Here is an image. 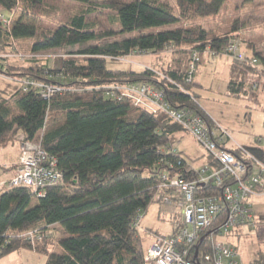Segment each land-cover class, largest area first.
<instances>
[{
    "label": "trees",
    "instance_id": "1",
    "mask_svg": "<svg viewBox=\"0 0 264 264\" xmlns=\"http://www.w3.org/2000/svg\"><path fill=\"white\" fill-rule=\"evenodd\" d=\"M71 1L82 7L47 31L39 28L43 18H50L45 0H0V56L19 53L18 41L27 39L33 40L32 54L80 47L21 67L0 59V76L23 84L11 95L0 93V148L39 141L56 158L64 177L42 196L24 186L1 189L0 259L28 250L45 256V264H152L146 261L148 248L136 220L154 203L174 199L172 191L160 187L161 175L169 170L167 161L175 163L172 176L187 180L196 179L197 161L163 152L174 148L177 135L184 133L181 127L164 112L153 114L115 96L114 88L149 84L163 93L169 106L193 111L215 127L198 103L199 70L213 61L209 54L221 53L237 41L247 59L233 62L226 94L257 99L264 93V41L258 49L255 42L239 39L249 26L243 18H235L225 34L197 23L219 14L227 0ZM100 9L115 14L117 28L98 30L88 22V16ZM177 24L175 29L124 38ZM133 54L158 60L140 72L110 68ZM28 80L39 87L25 91ZM40 85L63 91L45 97ZM226 149L241 158L238 149ZM251 152L264 160V153ZM223 221L224 215L193 247L197 264H204L202 256L213 254L211 236L219 233ZM58 226L67 234L60 240ZM183 228L184 222L174 231ZM248 264H264V252Z\"/></svg>",
    "mask_w": 264,
    "mask_h": 264
},
{
    "label": "built area",
    "instance_id": "2",
    "mask_svg": "<svg viewBox=\"0 0 264 264\" xmlns=\"http://www.w3.org/2000/svg\"><path fill=\"white\" fill-rule=\"evenodd\" d=\"M208 56L212 60L230 56L237 62L247 59L242 46L234 40L221 53H211ZM252 64H257V60L253 59ZM194 69V64H191V71ZM24 86L25 91L30 86L39 87L29 80ZM40 87L44 89L45 97L63 91L56 86ZM114 89L115 96L129 100L135 107L153 114L166 113L185 134L203 146L211 158L209 164L196 169L197 177L194 180L172 176L175 163L166 162L169 170L161 175L160 187L172 191L174 199L166 198L164 203L172 205L177 201L182 210L184 228L171 236H157L148 248L146 261L152 264H197L192 258L193 247L200 243L203 234L211 229L214 222L224 215V221L218 228L219 233L211 236L213 254L202 256V262L246 264L240 258L237 246L223 240V237L240 227L256 228L253 199L264 196V160L244 147L236 148L241 155L238 158L223 147L225 138L230 139V136L220 123L213 121L215 127H210L199 114L169 106L163 93L149 84L132 83ZM258 141L261 142L262 139ZM163 152L169 155L177 153L172 147L165 148ZM19 153V162L13 176L8 182L1 184V188L24 186L42 196L47 188L63 183L64 177L57 170L56 158L43 150L39 141H21ZM180 164L179 162L178 165ZM206 187L210 188L205 190ZM206 191L210 194H206ZM140 221L141 216L136 220V227Z\"/></svg>",
    "mask_w": 264,
    "mask_h": 264
},
{
    "label": "rangeland",
    "instance_id": "3",
    "mask_svg": "<svg viewBox=\"0 0 264 264\" xmlns=\"http://www.w3.org/2000/svg\"><path fill=\"white\" fill-rule=\"evenodd\" d=\"M114 1L130 2L131 0H107V3ZM211 1V0H208ZM50 11L47 16L50 18H43L39 22V28L44 30H54L58 24L66 22L71 11L74 9H80L82 6L78 3L72 2L71 0H45ZM5 16L9 18V14L5 13ZM235 18H243L247 21L249 26L240 32V40H246L255 42L258 49H260L261 43L264 41V0H227L224 7L219 14L197 21L199 25H202L206 30H212L218 34L228 33L231 29ZM88 22L95 25L98 30L115 29L117 23L115 20V14L111 11L100 9L88 16ZM179 24L173 26H164L155 29L141 30L132 34L126 35L124 38L139 37L142 35L152 34L159 31L170 30L178 28ZM121 39H123L121 37ZM119 40V39H117ZM33 40H19L18 49L19 53L10 54L6 53L4 56H0V59H6V63L15 67L26 66L34 60H53L54 57L62 56L66 52H77L80 47L71 48L68 50H51L40 54H32L31 46ZM10 52V51H9ZM218 59H227L234 62V57L223 56ZM218 59H214L218 60ZM158 59L153 55L144 54H133L126 58L125 62H119L111 65V69L129 70L132 69L135 72H140L145 67H149L150 64L156 62ZM214 63V62H213ZM202 68V67H201ZM215 65L209 64L207 67H203L199 70L202 74V82L206 88H212L220 93L225 92L227 81L225 85H221V81H225V72L219 70V75L215 73ZM201 71V72H200ZM23 84L19 80L15 79H0V91L11 95L20 88ZM207 98H215L219 100L214 108L219 112V117L224 116L230 120H234L237 115L243 116L245 112L251 111V119L248 123L241 120L237 127L221 126L228 132L230 139L225 138L226 148L234 149L237 147H244L251 151V146L261 144L264 146V140L258 141L262 135L264 137V93H260L257 99L254 98H243L234 99L227 97L226 95L220 94L217 97L208 96ZM204 100V99H203ZM242 110V111H241ZM219 123V122H218ZM248 124L246 129H242V125ZM251 125L254 127L256 132H252ZM183 144V146H181ZM20 143L16 142L11 144L6 151L0 154V164L15 159L13 155L18 151ZM174 149L177 151L185 149L186 156L191 161H197L193 164L196 168H201L203 164L209 161L210 155L206 149L201 146L194 138L190 135H185L179 139L174 145ZM4 150V149H3ZM20 156V153H19ZM186 157V158H187ZM187 158V159H188ZM5 184V183H1ZM254 211L256 212V228L249 229L247 227H240L235 229L229 234L223 237V240H227L237 246L239 250V256L248 264L254 259L260 252H264V196L255 197L253 199ZM183 222L182 210L178 206L177 201H174L172 205H165L160 203H154L149 210L144 214L138 227V234L141 237L143 244L146 248L149 246L151 238L154 236H171L175 227L179 226ZM189 229L192 230L191 227ZM57 239H63L67 236L66 231L58 226ZM39 255V254H38ZM42 255H40L41 257ZM43 261L46 260L45 256L41 257ZM28 264H38L35 260H30Z\"/></svg>",
    "mask_w": 264,
    "mask_h": 264
},
{
    "label": "crops",
    "instance_id": "4",
    "mask_svg": "<svg viewBox=\"0 0 264 264\" xmlns=\"http://www.w3.org/2000/svg\"><path fill=\"white\" fill-rule=\"evenodd\" d=\"M210 63L215 65V69L214 70H215L216 74L219 75V70L220 69H221V71H226L225 72V81L223 79L221 81V85L222 84L225 85L226 81H227V86H228V82H229V78H230V69H231V66H232L233 62H231L230 60H227V59H221V60L218 59V60H215V61L207 62L205 65L202 66V68L203 67H207ZM201 77H202V74L200 73V76H198L197 79H196V82L199 85L198 88H197V92L199 94L198 103L203 108V110L214 121L221 123L222 126H224L225 128H227L226 126L237 127L238 124H240L241 120H243L244 122L248 123L247 121H249L251 119V111L245 112L243 116L237 115L236 117H234V120H230L229 118H226L224 116H220L219 117V112L217 114V110H216V108H214V106L216 105V103L219 100H217L215 98L214 99L213 98H207L205 93H207L208 96H212V97H217L220 94H223V95L227 96V94H226L227 86H226L225 92H222V93H220V92H218L216 90H213L214 84L211 86L212 88L208 89V88H206L203 85ZM0 79L7 80L8 78H6L5 76H0ZM1 92H3V91H0V93ZM4 95H6V94H4ZM247 125L248 124L242 125V129L245 130ZM251 128H252V132L255 133L256 132L255 125H254V127L251 125ZM185 135H186L185 133L180 132L177 135L178 136V140L183 138ZM256 137H261V139L264 140V137L262 135L256 136ZM253 144L254 145L251 146V151L252 150H258L261 154L264 153V146H262L261 144H259V145H256L255 143H253ZM181 146H183V144H181ZM5 151H6L5 148H0V154L4 153ZM182 151H187V150H185V149H182V150H179V151L177 150L178 153H180V154L184 155L185 157H187L186 156L187 153L186 152L181 153ZM14 157H15V159L10 160L8 162H5L3 164H0V191L2 189L1 188V183H6V182H8L11 179V177L13 176L14 169H15L14 167H16L18 165V162H19V148H18V151H16V154L13 155V158ZM188 159H190V158H188ZM206 164H209V161H207L203 165H206ZM11 168L12 169L14 168V169L12 170ZM197 169H199V168H197ZM162 204H165V203L163 202ZM165 205H167V204H165ZM255 215H257V214H255ZM173 233H175V231H173ZM156 237L157 236H154L153 238H151L148 248L152 245V243H153V241H154V239ZM41 257H40V255H38L37 253H35L33 251H28V250L18 251V252L12 253V254L0 259V264H28L30 262V260H32V259L37 261L38 264H45L46 260L43 261V259Z\"/></svg>",
    "mask_w": 264,
    "mask_h": 264
}]
</instances>
